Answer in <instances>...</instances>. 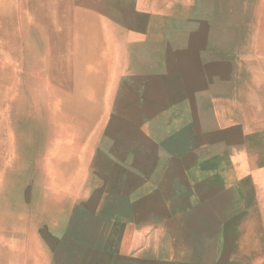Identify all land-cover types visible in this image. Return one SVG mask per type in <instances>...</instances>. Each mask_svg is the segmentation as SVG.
Masks as SVG:
<instances>
[{
	"label": "rangeland",
	"instance_id": "rangeland-1",
	"mask_svg": "<svg viewBox=\"0 0 264 264\" xmlns=\"http://www.w3.org/2000/svg\"><path fill=\"white\" fill-rule=\"evenodd\" d=\"M170 2L136 24L99 12L52 48L43 5L0 0V264H264V0ZM150 43L146 68L124 59ZM127 81L140 122L109 137Z\"/></svg>",
	"mask_w": 264,
	"mask_h": 264
},
{
	"label": "bare ground",
	"instance_id": "bare-ground-1",
	"mask_svg": "<svg viewBox=\"0 0 264 264\" xmlns=\"http://www.w3.org/2000/svg\"><path fill=\"white\" fill-rule=\"evenodd\" d=\"M132 2H133V6L131 5ZM155 2L159 6L166 4L168 6L173 7L176 4V2H170V0H155ZM25 3H26V5H28V7L31 10L39 9L41 7V6H38L39 3L44 6L43 10L46 13V16H45L42 23H44V24H46V22L49 23V26L51 29L50 30L49 27L47 29L48 31L51 32V34L48 35L47 42H48L49 46L52 45V48H57L59 45L62 44L61 41H62L63 36L65 38L68 37L69 33L67 32L66 29L68 27H70L69 24H83L84 22L89 20L88 17H91V20H93V19L95 20V18L98 17L99 12L100 13L102 12L101 14L108 16L109 22H110V20H111V22L113 20L117 21L118 20L117 16H119V17H121V19L119 18L120 20L118 21V22H120V24L121 23L122 24H136V21H133V22L129 21V18H131V17H129L128 15L133 13V16L139 17V15H142L146 11V8L148 7V5L151 4V0H25ZM182 5H184V4H182ZM143 8H145V9H143ZM192 12H193V10H192ZM174 18L175 17L168 19L166 17H163L160 19L165 24H176L177 17L175 19ZM54 24H58L59 28L56 29L57 27H54ZM151 24H154V21ZM158 24H159V22H158ZM60 48H62V47H60ZM159 53H160V51H159ZM159 53H158V57H159ZM156 55H157L156 43L142 44V45H138V44L132 45L131 44V45H128L124 50V59L136 60V63H137L136 66L139 68L140 67L146 68L152 62H154ZM258 59H259L260 63L264 66V55H258ZM168 62L170 63V61H168ZM263 66L258 67V72H259V74L264 76V73H263L264 67ZM162 67H163V64H162ZM170 69H173V68L171 66H168L167 63H165V70H166L168 76L172 73ZM171 83H173V81L169 82V84H171ZM167 93H168L169 97H171L172 95H175V94H173V89L170 86H168ZM117 94H119L118 98H117L118 107L116 109H114V111L112 112L111 115H109L108 120H107V125H109V128L106 130L105 134L109 137H110V130L112 132H114V129L116 128V126L118 127V125H120L119 119L123 116L126 119L125 120L126 122L127 121L131 122V119L133 120L135 118H137L138 122H140V117L137 116L138 109L132 107V105H133L132 101L134 100L135 95L137 94V87L134 85V83L127 81V84L122 85L121 89L119 88ZM143 94L144 95H142V98H144L143 100H144L145 104H146L147 99H148V101H151L154 99L151 90L148 89V86H145ZM134 103H135V101H134ZM146 106L147 107L143 110L142 113L147 118V120L149 122H151L154 119L152 107L150 105H147V104H146ZM134 109H135V111H134ZM136 126H134V128ZM129 131H130L129 141H134L136 139L135 133L138 131H141L142 138L146 137V135L143 132L142 126L137 127L136 132L133 129H130ZM132 139H134V140H132ZM230 141H231V139H230ZM113 145L116 146V142H113ZM113 145L111 143V146H113ZM111 148L112 147H110V142L107 145L101 146V148H100L102 150V152H99V154H101L100 162L103 165H105V167L110 166V160L111 159L115 160L114 152H115L116 148L112 151H111ZM102 153H104V154H102ZM148 168H150V167H148ZM109 171H110V169H109ZM163 179L164 178H162V177L161 178L159 177V179L156 178L154 183L155 182L158 183L160 180H163ZM163 183H164V181H163ZM153 190L146 192L147 193L146 196L144 198L140 199L141 203H142L141 204V210H139L140 216H142L144 212L149 213L151 211H154L153 209H151L153 206L152 205L153 200L150 197L153 195H156L155 191H158V190L155 189V187H153ZM158 201H160V200H158ZM87 202L89 203V201H87ZM145 203H148L150 205L147 209H145L142 206ZM148 213H144V215L145 214L149 215ZM137 217H139V215H137ZM130 245L132 248H135V249L140 248L139 247L140 246L139 241H137L136 239L133 240Z\"/></svg>",
	"mask_w": 264,
	"mask_h": 264
}]
</instances>
